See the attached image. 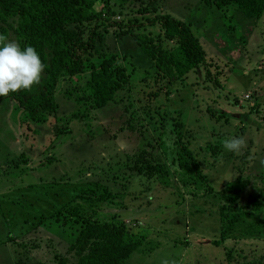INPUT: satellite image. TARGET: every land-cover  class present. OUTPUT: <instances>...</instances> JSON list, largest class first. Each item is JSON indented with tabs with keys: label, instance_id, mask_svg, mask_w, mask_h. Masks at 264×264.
Segmentation results:
<instances>
[{
	"label": "rangeland",
	"instance_id": "1",
	"mask_svg": "<svg viewBox=\"0 0 264 264\" xmlns=\"http://www.w3.org/2000/svg\"><path fill=\"white\" fill-rule=\"evenodd\" d=\"M109 1L117 12L112 19L125 23L157 7L183 19L200 39L206 61L167 83L156 76L133 35L158 33V25L120 27L105 20L106 28L96 29L90 60L114 56L129 74L105 106L84 116L90 68L61 78L57 110L41 123L24 122L15 102L0 97V264H53L54 253L73 260L67 248L79 222H40L39 217L54 206L77 202L100 221L122 222L124 237L138 242L123 264H264V226L248 217L250 231L222 234L218 197L190 194L177 180L182 174L176 178L168 162L178 136L214 190L235 177L247 178L243 202L256 191L252 183L261 185L264 10L259 17H246L236 3L219 9L204 0ZM94 2L107 16L104 1ZM8 39L16 41L13 29ZM41 85L42 79L32 89ZM241 136L246 146L240 154L225 150L224 139ZM147 142L153 143L157 161L168 165L169 184L156 173L138 172L136 154ZM87 187L94 192L87 194L92 200L80 196ZM102 191L108 195L96 200Z\"/></svg>",
	"mask_w": 264,
	"mask_h": 264
},
{
	"label": "trees",
	"instance_id": "2",
	"mask_svg": "<svg viewBox=\"0 0 264 264\" xmlns=\"http://www.w3.org/2000/svg\"><path fill=\"white\" fill-rule=\"evenodd\" d=\"M94 1L0 0V34L8 38L9 30L13 29L16 41L21 47H35L45 64V75L40 87L31 91L13 92L6 96L15 102L24 122L41 123L46 121L49 114L56 112V87L66 75L77 76L90 68L87 88L82 96L86 104L84 116L91 109L105 106L117 91L124 88L129 74L114 56H104L92 62L88 54L94 46L96 29L99 26L106 28L111 22L120 27L133 24L158 25V33L140 30L133 35L140 50L151 61L156 76L167 83L181 80L204 65L205 49L190 25L183 19L160 11L157 7L153 14L146 15L141 20L129 19L125 23L112 19L117 12L109 0H103L104 13L107 15L105 17L100 10L94 8ZM204 1L219 9L236 3L246 17H259L264 10V0ZM74 115L81 116V113ZM36 130L35 128L34 131ZM173 143L174 155L168 162L174 167H169V170L175 177L179 173L182 174V177L176 178L189 188L190 194L196 196L211 193L218 197L222 234L236 229L250 231L246 229V224L252 225V219L257 222L258 227L264 226V176L261 185L252 183L256 191L240 202L239 198L250 184L249 179L235 177L228 180L219 190H214L188 144L178 136L174 138ZM135 160L138 172L148 177L156 173L161 182L169 184L172 177L167 173L168 165L157 161L153 143L147 142L136 154ZM200 183L204 184L203 189ZM93 193L92 188L87 187L80 196L92 200L89 196ZM103 193L100 192L96 200L104 199L105 195H108V192L105 195ZM46 219L59 221L61 224L76 221L80 226L67 248L73 260H70L68 255L54 253L53 264H123L137 248L138 242L124 237L125 226L122 222L100 221L78 202L54 206L45 217L42 214L39 217L40 222Z\"/></svg>",
	"mask_w": 264,
	"mask_h": 264
},
{
	"label": "clouds",
	"instance_id": "3",
	"mask_svg": "<svg viewBox=\"0 0 264 264\" xmlns=\"http://www.w3.org/2000/svg\"><path fill=\"white\" fill-rule=\"evenodd\" d=\"M45 70L40 54L33 46L24 48L0 34V97L21 90L31 91L39 85ZM229 152L240 154L246 146L244 137H232L222 141Z\"/></svg>",
	"mask_w": 264,
	"mask_h": 264
}]
</instances>
